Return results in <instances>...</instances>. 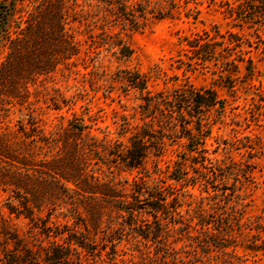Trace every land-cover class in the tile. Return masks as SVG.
<instances>
[{"label":"rangeland","instance_id":"obj_1","mask_svg":"<svg viewBox=\"0 0 264 264\" xmlns=\"http://www.w3.org/2000/svg\"><path fill=\"white\" fill-rule=\"evenodd\" d=\"M69 1L79 55L30 85L27 104L0 106V264H47L51 241L19 213L27 195L16 183L46 188L50 159L98 189L113 186L150 224L135 230L124 218L110 234L115 214L106 216L107 234L59 264H264V0ZM136 75L147 90L130 85ZM150 96H179L186 108L166 100L149 112ZM198 99L216 102L198 110ZM199 119L209 135L192 152ZM71 121L92 135L71 132ZM137 145L146 156L133 167ZM62 193L38 216L86 234L71 198L89 195ZM150 195L166 197L158 213L143 204Z\"/></svg>","mask_w":264,"mask_h":264},{"label":"trees","instance_id":"obj_2","mask_svg":"<svg viewBox=\"0 0 264 264\" xmlns=\"http://www.w3.org/2000/svg\"><path fill=\"white\" fill-rule=\"evenodd\" d=\"M69 3V0H0V51L3 48L7 50L4 60L0 62V106H5L8 99L21 106L27 104L31 94L30 85L36 84L39 79L48 78L57 73L61 65L69 67L68 62L79 55L78 42L67 29ZM237 16L244 19L241 14L237 13ZM128 82L135 88L148 89V79L142 75H136L134 79ZM207 93L214 95L211 91H207ZM197 96L200 97L201 95L197 93ZM166 100L175 103L174 106L171 105L172 108L177 107L180 110L186 108L179 96H172L169 99L162 97L154 99L153 96H150L147 99L149 112L152 109L161 110V106ZM194 101L198 110H201L203 106L210 108L215 105L213 102H216L211 100L204 105L199 99ZM168 103L169 101H167ZM179 112L182 116V112ZM190 116L193 117L194 115L190 113ZM202 121V119L198 121L200 135L192 137L189 144V150L192 152L198 150L200 145H204V136L209 135V130L205 134L201 133L204 132L203 129L201 131ZM70 131L77 135H92L90 127L84 121L79 126L74 125V121H71ZM142 147V145H137L135 150L129 151L128 158L131 166L140 165L146 156ZM64 165L59 159L46 160V165L42 168L47 171L46 174L51 179L46 188H39V185L36 186L35 182L32 183L28 179L16 183L17 188L23 190L27 195L24 202H21L23 211L19 213L29 220L31 229L38 232L41 238L44 237L51 241L52 249L44 258L47 264H59L69 260L72 247L90 249L95 243L92 241L91 244H88L91 241L90 235L96 236L103 231L106 216L115 214V218L110 217L111 219L114 218V223L112 222L108 229L110 234L124 230L125 226L121 222L124 218L128 221L127 225L132 229L143 230L141 224L145 222V226L150 227L148 221H141L140 216L136 215V212L139 211L138 208L142 207L136 208L134 205L130 206L131 203L126 204V201L117 194L113 186L101 185L98 189L92 184L82 181L80 172L68 170ZM69 184H73L75 189L71 188ZM60 190L63 191V195L68 194V196L70 193H78L79 191L89 195L84 197L78 193L77 195L83 200L71 198L72 206H77V202H79L83 208V213H80V216L82 215L80 217L82 218L81 224L88 234L78 236L77 231L72 233L68 225L64 228L57 226L51 214L46 218L38 216L43 212L48 198L53 194L56 195ZM142 193L143 191H140V194ZM165 199L166 197L163 198L161 195L159 197L150 195L148 199L150 201L143 204L148 203L150 209L158 213ZM73 200H75L74 203ZM12 212L15 211L12 210ZM153 216L158 219L159 222L156 221L155 223L160 229L162 223L156 214ZM80 218L78 219L80 220ZM103 232L107 234V230ZM87 235L89 237H86ZM59 239L63 240L69 248L60 245L57 241ZM24 253L30 257L28 250H25ZM11 260L12 263L7 262V264H20L22 262L20 259L17 260L18 262L15 259Z\"/></svg>","mask_w":264,"mask_h":264}]
</instances>
